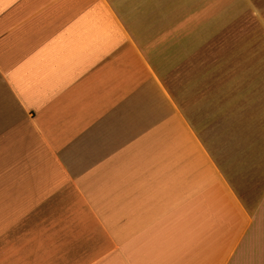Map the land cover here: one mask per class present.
<instances>
[{
  "label": "crops",
  "instance_id": "obj_1",
  "mask_svg": "<svg viewBox=\"0 0 264 264\" xmlns=\"http://www.w3.org/2000/svg\"><path fill=\"white\" fill-rule=\"evenodd\" d=\"M167 2L0 0V264H264V187L178 104Z\"/></svg>",
  "mask_w": 264,
  "mask_h": 264
},
{
  "label": "rangeland",
  "instance_id": "obj_2",
  "mask_svg": "<svg viewBox=\"0 0 264 264\" xmlns=\"http://www.w3.org/2000/svg\"><path fill=\"white\" fill-rule=\"evenodd\" d=\"M165 7L171 14L162 27L177 29L171 51L162 48L178 104L239 166L244 192L263 188L264 0H168Z\"/></svg>",
  "mask_w": 264,
  "mask_h": 264
}]
</instances>
